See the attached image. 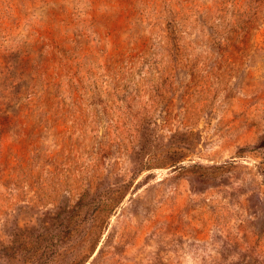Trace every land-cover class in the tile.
Returning <instances> with one entry per match:
<instances>
[{"label": "rangeland", "instance_id": "rangeland-1", "mask_svg": "<svg viewBox=\"0 0 264 264\" xmlns=\"http://www.w3.org/2000/svg\"><path fill=\"white\" fill-rule=\"evenodd\" d=\"M0 264H264V0H0Z\"/></svg>", "mask_w": 264, "mask_h": 264}]
</instances>
